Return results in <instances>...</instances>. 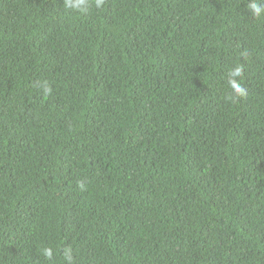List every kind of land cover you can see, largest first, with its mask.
I'll use <instances>...</instances> for the list:
<instances>
[{
  "label": "trees",
  "instance_id": "trees-1",
  "mask_svg": "<svg viewBox=\"0 0 264 264\" xmlns=\"http://www.w3.org/2000/svg\"><path fill=\"white\" fill-rule=\"evenodd\" d=\"M0 264H264V0H0Z\"/></svg>",
  "mask_w": 264,
  "mask_h": 264
}]
</instances>
